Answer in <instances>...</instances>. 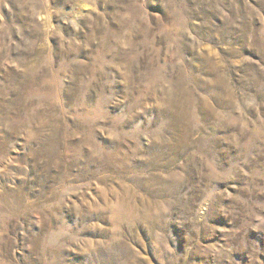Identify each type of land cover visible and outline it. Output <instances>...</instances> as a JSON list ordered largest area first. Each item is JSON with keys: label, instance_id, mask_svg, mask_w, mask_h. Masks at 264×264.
I'll list each match as a JSON object with an SVG mask.
<instances>
[{"label": "rangeland", "instance_id": "374dc122", "mask_svg": "<svg viewBox=\"0 0 264 264\" xmlns=\"http://www.w3.org/2000/svg\"><path fill=\"white\" fill-rule=\"evenodd\" d=\"M0 264H264V0H0Z\"/></svg>", "mask_w": 264, "mask_h": 264}]
</instances>
